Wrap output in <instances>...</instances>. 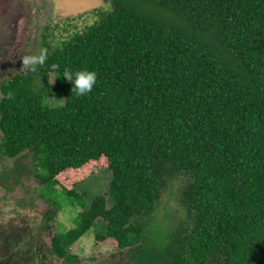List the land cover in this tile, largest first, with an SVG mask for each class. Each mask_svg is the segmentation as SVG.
<instances>
[{"label": "trees", "instance_id": "1", "mask_svg": "<svg viewBox=\"0 0 264 264\" xmlns=\"http://www.w3.org/2000/svg\"><path fill=\"white\" fill-rule=\"evenodd\" d=\"M105 1L71 41L41 34L27 57L46 53L43 65L2 66L0 160L13 167L0 172V264H81L71 248L94 226L121 251L113 264H264V0ZM66 69L95 71L92 91L76 95ZM100 161L107 191L70 230L51 235L54 204L40 226L3 222L25 178L79 207L75 187ZM177 183L182 215L156 225Z\"/></svg>", "mask_w": 264, "mask_h": 264}, {"label": "rangeland", "instance_id": "2", "mask_svg": "<svg viewBox=\"0 0 264 264\" xmlns=\"http://www.w3.org/2000/svg\"><path fill=\"white\" fill-rule=\"evenodd\" d=\"M110 10V4L105 0H0V55L3 53L0 56L3 60L0 72L2 66L6 64L11 66V70L20 66V57L25 58L37 50L41 34H50L47 40L51 46L60 41H71L89 29L92 24L99 22ZM24 69L23 65L21 70ZM12 163L13 160L1 159L0 172L11 169ZM104 164L100 161L91 165V175L76 185L75 191L80 196V205L77 208L64 195L60 186L49 188L47 191L46 188H41L33 178H25L22 186L17 187L10 194L9 199L3 203L2 209L6 215L3 222L14 221L18 224L17 221H19L21 224V221H24L32 224L38 217L36 225L40 226L41 216L49 210L53 211L52 204H54L58 209L54 211V221L49 223L51 235L70 230L75 225L74 219L77 214L88 209L93 199L105 195L110 181V172L108 169L103 170ZM73 178L74 176L65 173L58 177V180L62 183ZM78 178L76 177L77 181ZM179 184L174 185L170 191L166 190L159 200L156 211L152 214L156 225L162 223L163 216L169 215L170 220L167 226H172L182 215L177 200ZM68 185L71 186V183ZM14 197L23 199L27 206L18 219L11 216L15 210ZM83 205L84 208H82ZM98 231L101 229L92 227L72 246L71 253L80 259L81 264L90 263V258L94 259L93 264H113L112 256H117L121 252L112 239L104 242L97 241L95 236ZM51 235L49 231H46L42 236L45 245L50 242ZM116 260L117 257L114 258V261ZM50 264H61V262L53 261Z\"/></svg>", "mask_w": 264, "mask_h": 264}, {"label": "clouds", "instance_id": "3", "mask_svg": "<svg viewBox=\"0 0 264 264\" xmlns=\"http://www.w3.org/2000/svg\"><path fill=\"white\" fill-rule=\"evenodd\" d=\"M46 60V53L35 57H25L23 63L30 65L32 69H35L37 65H43ZM62 77L73 83V88L78 96H84L90 93L93 89V86L97 82V75L95 71L84 69L79 71L65 70L62 73ZM54 80V79H53Z\"/></svg>", "mask_w": 264, "mask_h": 264}]
</instances>
